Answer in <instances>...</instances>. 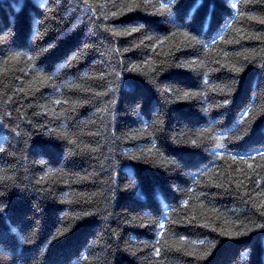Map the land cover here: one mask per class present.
Listing matches in <instances>:
<instances>
[{
    "label": "trees",
    "instance_id": "trees-1",
    "mask_svg": "<svg viewBox=\"0 0 264 264\" xmlns=\"http://www.w3.org/2000/svg\"><path fill=\"white\" fill-rule=\"evenodd\" d=\"M196 3L0 0V264H264V0Z\"/></svg>",
    "mask_w": 264,
    "mask_h": 264
},
{
    "label": "snow or ice",
    "instance_id": "snow-or-ice-1",
    "mask_svg": "<svg viewBox=\"0 0 264 264\" xmlns=\"http://www.w3.org/2000/svg\"><path fill=\"white\" fill-rule=\"evenodd\" d=\"M201 3H202V0H197L196 5L193 6V10H190V14H189V16L187 17V21H186V23H187V22H190L192 16L195 14V11H194V10H195L196 7H197L199 4H201ZM213 10H214V9H211V8H210V10H209V14L206 15V17H205V20H206V21L210 22V14H211V12H212ZM217 147H220V145H217ZM161 227H163V224H161Z\"/></svg>",
    "mask_w": 264,
    "mask_h": 264
}]
</instances>
